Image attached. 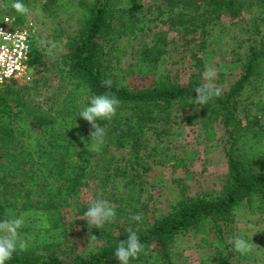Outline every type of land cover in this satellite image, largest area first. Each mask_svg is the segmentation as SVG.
<instances>
[{
    "label": "trees",
    "instance_id": "1",
    "mask_svg": "<svg viewBox=\"0 0 264 264\" xmlns=\"http://www.w3.org/2000/svg\"><path fill=\"white\" fill-rule=\"evenodd\" d=\"M159 1L169 15L163 17L155 6L152 18L142 0H40L34 5L23 0L52 23V40L64 52L56 75L65 83L59 96L47 100L45 111L24 99L26 87L0 84V220L9 209L25 215L19 234L29 242L26 251H17L6 264H70L59 260L56 251L74 226L90 242L83 214L91 201L84 203L81 195L94 180V199L114 205L116 218L91 230L98 248L72 264H119L114 252L130 231L145 245L130 264H175L179 243L192 244L202 256L207 251L201 262L209 264H264V250L256 255L260 243L241 254L228 242L239 236L233 227L237 206L264 215V0ZM5 2L9 0H0ZM0 8L21 23L15 10ZM62 17L73 20L72 35L59 28ZM224 17L247 18L237 28L245 35L240 40L239 32L234 36L230 54L239 65L238 77L220 97L189 104L188 99L196 98L194 88L204 83L198 54L209 48L208 27ZM32 42L29 68L39 60ZM168 52L171 65L185 57L192 62L184 83L158 71ZM105 78L112 80L111 88L102 86ZM143 78L150 79L146 87L128 84ZM222 78L218 75L212 83L222 88ZM105 92L121 103L110 121H97L106 130L104 143L99 151H88L91 126L79 112L91 95ZM177 110H194L183 117L184 125L202 128L205 143L220 148L226 172L219 188L191 195L179 178L172 179L180 185V197L155 217L146 205L151 198L141 199L152 166L181 171L190 179L184 159L165 138L176 125L177 116H170ZM110 149L126 151L123 165L113 160ZM137 214L140 221L132 219ZM239 237L252 244L251 237Z\"/></svg>",
    "mask_w": 264,
    "mask_h": 264
},
{
    "label": "rangeland",
    "instance_id": "2",
    "mask_svg": "<svg viewBox=\"0 0 264 264\" xmlns=\"http://www.w3.org/2000/svg\"><path fill=\"white\" fill-rule=\"evenodd\" d=\"M40 0H30V4L34 5ZM144 9L150 8L151 16H156L154 7L160 9L163 17L169 15L168 8L159 0H142ZM29 8V7H28ZM18 20L23 23L30 22L33 28V42L32 47L39 52V60L34 65L27 69L25 75L16 80L6 81L3 86H13L15 88L26 87V94L24 99L30 101L32 105H38L43 111L47 109V100L59 96L63 91L64 81H59L58 58L63 55V50L58 42L52 40L53 36L50 29L53 27L52 23L46 22V15L41 13L39 9L33 7L30 9V14L18 13ZM149 15V13H148ZM4 16H9L0 8V19ZM12 18V17H11ZM151 18V19H152ZM242 22L239 20H230L224 17L218 24L210 25L208 27V50L205 53L198 54L201 58L203 68L206 66L213 67L217 76L222 75V89H226L238 77L239 65L231 61L230 54L235 48L233 39L235 35L237 40L244 37V33L238 31L237 28L247 21L246 17ZM14 19V18H12ZM64 17L59 20V28L64 31V35H72L75 32V25L73 20L63 21ZM262 28V26H260ZM237 33V34H236ZM169 34L168 37H171ZM212 43V44H211ZM133 44V43H132ZM55 45V47H53ZM171 49V47H170ZM244 45L239 50L243 53ZM186 55V54H184ZM171 52H168L160 64L158 71L167 73L178 77L181 83L186 81L188 74L191 71V64L187 57L176 65H171L173 59ZM217 76L215 80L217 79ZM214 80V81H215ZM129 86L146 87L150 84L149 78L130 79ZM194 110H177L173 111L170 117L177 116L176 125L170 130L167 137L170 143L171 150L174 154L181 156L185 162V169L190 174V179H186L181 171H174L170 173L167 169L162 167H153L150 172L144 177L143 193L141 199L149 196L151 200L146 203L149 210L155 217H160L166 211L168 202L173 204L177 198L180 197V185L186 187L188 195L199 193L207 190L219 188L224 179L226 172V165L220 148L212 147L206 144L204 140V131L198 126H186L183 123V117L193 113ZM241 111L237 112V117H241ZM110 156L113 160H120L119 164L123 165L126 158V151L110 149ZM180 179L181 184L171 182L172 179ZM97 181L89 183L88 187L83 190L81 200L84 203L92 201L96 197ZM85 219V218H84ZM235 232L239 236L247 235L252 239V246L255 247L260 243L259 248H256V255L261 254L264 250V215L250 214L243 204H240L234 210V225ZM85 241L80 236V228L74 226L67 233V242L58 247L56 251L57 258L65 263H75L80 259L93 253L99 246L98 243ZM179 252L175 264H209L201 262L205 259V255L200 250L195 249L192 244L179 243Z\"/></svg>",
    "mask_w": 264,
    "mask_h": 264
},
{
    "label": "clouds",
    "instance_id": "3",
    "mask_svg": "<svg viewBox=\"0 0 264 264\" xmlns=\"http://www.w3.org/2000/svg\"><path fill=\"white\" fill-rule=\"evenodd\" d=\"M0 7L5 10L10 7L20 14H30V9L23 3V0H9V2L0 3ZM216 76L217 72L213 67H205L201 73L204 83L194 88L196 98L188 99L189 104L204 105L213 98L221 96L222 88L212 83ZM102 86L111 88L112 80L105 78L102 81ZM120 103L121 101L109 92L98 95L93 94L88 98L87 104L79 112V117L91 126L89 136L92 143L88 151L100 150V147L104 143L106 130L97 121H110L116 115ZM83 215L88 225V239L90 241L89 245H91L98 240L91 230L93 228L100 229L105 224L114 222L116 210L115 206L110 204L108 200L96 198L90 202ZM132 219L140 221L142 217L137 214ZM25 222V215L17 216L10 209L6 211L5 218L0 220V264H6V261L11 260L17 251L24 252L28 249V240L21 238L19 234V229L25 225ZM228 242L233 245L234 251L241 254L252 250V244L239 236L230 238ZM144 251L145 245L141 243L137 233L130 231L127 239L118 243L114 256L119 261V264H130V260L137 259L139 254Z\"/></svg>",
    "mask_w": 264,
    "mask_h": 264
},
{
    "label": "built area",
    "instance_id": "4",
    "mask_svg": "<svg viewBox=\"0 0 264 264\" xmlns=\"http://www.w3.org/2000/svg\"><path fill=\"white\" fill-rule=\"evenodd\" d=\"M33 33L30 22L18 26L11 17L0 19V84L26 74Z\"/></svg>",
    "mask_w": 264,
    "mask_h": 264
}]
</instances>
